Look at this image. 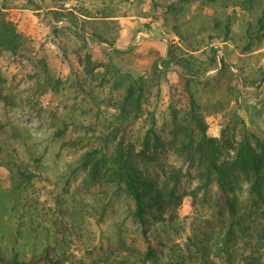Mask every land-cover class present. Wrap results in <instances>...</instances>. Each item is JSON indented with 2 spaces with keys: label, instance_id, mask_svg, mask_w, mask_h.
<instances>
[{
  "label": "rangeland",
  "instance_id": "374dc122",
  "mask_svg": "<svg viewBox=\"0 0 264 264\" xmlns=\"http://www.w3.org/2000/svg\"><path fill=\"white\" fill-rule=\"evenodd\" d=\"M172 1L0 0V9L24 36L17 52H0V66L16 91L11 102L0 101V264H151L142 259L146 226L135 217L134 199L123 185L98 182L82 167L85 152L103 142V115L98 114V122L92 117L79 120L83 124L76 126L73 138H54L52 115L71 102L74 90L66 85L59 92L50 90L39 95L31 89L43 50H54L60 75L73 77L71 72L83 66L72 52L82 42L76 34H84L82 28L95 30L110 41L115 38V45L110 46L85 33L94 60L104 64L92 82L96 102L105 112L102 114L116 111L129 80L143 76L153 91L148 109H155L159 115L167 108L170 92L175 87L180 89L183 83L175 70L165 74L159 71L173 38L168 30L170 22L164 19L165 7ZM60 41L69 50L67 58L60 53ZM217 44L219 57L227 52L238 90L224 103H213L214 94L211 95V104L203 112L208 134L220 137L225 130L235 143L251 133L264 140V46L243 54L230 43L225 48L222 43ZM114 47L122 53L113 61L129 74L120 90L112 89L110 83H101L103 76H110L107 64ZM158 80L160 93L156 91L159 85H154ZM233 154V150H224L219 162ZM163 160L180 172L178 194L182 201L174 222L156 227L172 244L183 246L194 222L208 228L220 223L222 215L213 214L222 186L217 181L205 186L202 170L179 156L169 153ZM23 170L25 173L21 174ZM147 173L159 178L162 170L151 165ZM231 186L230 193L240 205L247 233L257 219L249 207V181L240 173ZM257 210L264 217L263 201ZM56 219L73 224L75 229L58 235L57 226L52 224ZM48 247L53 260L42 258ZM166 251L164 261L168 260L169 250ZM181 253L182 250L177 251ZM250 254H257L256 250L246 251L248 260L238 258V264H248Z\"/></svg>",
  "mask_w": 264,
  "mask_h": 264
},
{
  "label": "trees",
  "instance_id": "16d2710c",
  "mask_svg": "<svg viewBox=\"0 0 264 264\" xmlns=\"http://www.w3.org/2000/svg\"><path fill=\"white\" fill-rule=\"evenodd\" d=\"M164 19L170 22L168 30L173 38L169 40L167 57L162 60L164 65L159 71L165 74L173 69L179 73L183 83L180 89L175 87L170 92L167 108L159 115L155 109H148L152 87L143 76L129 80V74L122 72L119 64L113 61L122 53L115 47L114 55L109 54L108 58L110 76H103L101 83H110V87L116 90L122 89L126 79L129 83L116 111L102 114L105 112L96 102L92 82L104 64L94 60L85 33L110 46L115 45V38L110 36L113 38L110 41L95 30L85 28H82L84 34H76L82 42L72 51L82 68L71 72L73 77L64 78L54 61L57 55L47 48L37 60L39 71L31 90L39 95L50 90L59 92L66 85L74 90L71 102H66L61 112L52 115L55 120L54 138H73L76 126L83 124L79 120L92 117L98 122V114L103 115V142L85 152L82 167L88 169L98 182L123 185L134 199L135 217L146 226L143 233L146 244L144 263L189 264L193 261L194 264H238L239 259L248 260L245 252L251 250L252 253L254 248L257 254H250L248 264H264V217L257 210L261 201L264 203V140L251 133L235 143L225 130L220 137L211 136L203 115L211 104L212 94L213 103H224L238 90L232 63L227 59V52L219 57L220 46L217 43H222L224 48L230 43L243 54L264 46V0H174L166 5ZM23 42L21 30L0 9V52L15 53ZM59 43L60 53L67 58L68 48L63 41ZM218 63L219 68L216 67ZM216 68V72L210 73ZM262 73L264 78V71ZM250 83L253 84L254 80ZM154 85H159V80ZM156 91L160 93V85ZM15 95L14 87L0 66V101L9 103ZM224 150H233L234 154L219 162ZM169 153L200 168L205 186L213 181L222 186L213 214V217L222 215L220 223L208 228L194 222L183 246L177 242L172 244L170 238L162 236L156 227L173 223L182 201L178 194L180 172L163 160ZM151 165L162 170L159 178H152L147 173ZM240 173L249 181V207L258 219L249 225L247 233L240 205L230 193L231 181ZM73 174H76V166ZM27 177L32 179V175ZM52 224L57 226L55 232L58 235L75 229L73 224H64L59 219L53 220ZM50 249L48 247L43 254V259H54ZM166 249L169 250L168 260L164 261L162 257L167 254ZM178 250L183 253L177 254Z\"/></svg>",
  "mask_w": 264,
  "mask_h": 264
}]
</instances>
